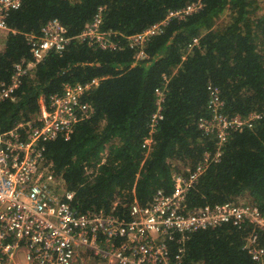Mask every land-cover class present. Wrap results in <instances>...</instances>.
Instances as JSON below:
<instances>
[{"label": "trees", "instance_id": "1", "mask_svg": "<svg viewBox=\"0 0 264 264\" xmlns=\"http://www.w3.org/2000/svg\"><path fill=\"white\" fill-rule=\"evenodd\" d=\"M192 5L199 7L170 18L143 43L127 40ZM99 8L100 30L115 35L111 50L76 38ZM52 20L69 41L27 71L12 100L0 102V130L34 119L64 85L98 81L82 97L90 117L44 144V163L73 193L75 213L127 218L133 203L170 195L172 176L193 171L205 154L210 162L185 195L186 211L226 203L264 211V0H22L6 19L12 32L0 53V83H9L21 59L32 60L27 37ZM208 85L218 90L224 114L258 116L231 133L215 161L214 137L197 126L210 115ZM253 236L264 246L255 225L230 222L182 242L172 233L166 244L172 260L182 246L180 264H255L247 252Z\"/></svg>", "mask_w": 264, "mask_h": 264}, {"label": "built area", "instance_id": "2", "mask_svg": "<svg viewBox=\"0 0 264 264\" xmlns=\"http://www.w3.org/2000/svg\"><path fill=\"white\" fill-rule=\"evenodd\" d=\"M21 2L0 0V53L12 32L6 19ZM198 7L169 12L165 20L127 40L131 45L141 44L170 18H183ZM101 22L99 8L76 38L99 49L116 48L112 40L115 35L101 31ZM64 34V27L52 20L39 35L27 37L32 60L21 59L14 65L9 83H0V102L13 99L20 79L48 52L64 49L69 41ZM97 82L94 79L84 85L66 84L60 94L40 103V113L34 119L6 132L0 130V264H180L182 246L172 260L166 244L172 233H179L182 242L186 234L196 230L244 221L264 233V211L249 205L226 203L186 211L185 195L210 162L208 154L193 171L186 168L172 176L174 189L170 195L158 192L146 206L133 203L127 218L102 211L75 213L70 207L73 193L44 163V144L59 136L68 137L76 123L90 117L92 109L82 102V97ZM207 90L210 115L199 118L197 126L202 135L214 137L217 149L211 161H215L231 133L251 127L258 116L229 117L222 112L218 90L211 85ZM157 95L161 96L160 92ZM152 118L155 121L160 116ZM247 252L255 264H264V246L256 244L255 236L248 241Z\"/></svg>", "mask_w": 264, "mask_h": 264}, {"label": "rangeland", "instance_id": "3", "mask_svg": "<svg viewBox=\"0 0 264 264\" xmlns=\"http://www.w3.org/2000/svg\"><path fill=\"white\" fill-rule=\"evenodd\" d=\"M226 16H223L222 20L225 19Z\"/></svg>", "mask_w": 264, "mask_h": 264}]
</instances>
